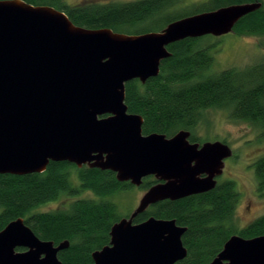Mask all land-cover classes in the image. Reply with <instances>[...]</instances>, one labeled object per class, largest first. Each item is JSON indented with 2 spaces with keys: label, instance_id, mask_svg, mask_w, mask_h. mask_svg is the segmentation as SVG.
<instances>
[{
  "label": "water",
  "instance_id": "1",
  "mask_svg": "<svg viewBox=\"0 0 264 264\" xmlns=\"http://www.w3.org/2000/svg\"><path fill=\"white\" fill-rule=\"evenodd\" d=\"M261 7L225 6L127 35L77 26L52 6L0 0V174H41L51 162H68L136 187L154 177L133 213L112 226L109 245L93 252V264L183 261L186 227L135 219L160 202L214 190L234 152L222 141L191 142L185 129L144 135V118L128 111L126 84L158 77L171 44L230 34ZM69 247L42 240L18 218L0 232V264H62L59 254ZM209 264H264V235H232Z\"/></svg>",
  "mask_w": 264,
  "mask_h": 264
},
{
  "label": "trees",
  "instance_id": "2",
  "mask_svg": "<svg viewBox=\"0 0 264 264\" xmlns=\"http://www.w3.org/2000/svg\"><path fill=\"white\" fill-rule=\"evenodd\" d=\"M35 6H52L67 14L77 26L108 28L127 35L161 31L180 18L213 11L225 6L261 2L262 7L242 18L235 26L239 35H264V0H208L179 11L182 0L83 1L23 0ZM202 38H187L171 44L172 56L161 64L158 77L145 84H126L129 113L144 118L143 134L173 136L179 130H196L205 110H228L230 117L259 126L264 139V64L244 70L227 69L210 75L214 56L202 48ZM199 141L192 133L191 142ZM257 191L264 197V156L254 164ZM75 173L78 184L73 182ZM158 181L145 179L148 190ZM116 174L68 162H51L44 173L17 176L0 174V232L13 220L23 218L42 240L56 245L68 240L70 247L60 252L62 264H93V252L110 243V231L118 222L117 206L107 197L130 190ZM91 192L95 198H78ZM66 197L67 205L44 209ZM240 192L234 181H225L214 190L177 201L151 206L135 219L141 223L154 216L176 220L186 227L183 243L188 256L177 264H209L232 235L255 238L264 235V215L247 226L235 227ZM23 251V249H20Z\"/></svg>",
  "mask_w": 264,
  "mask_h": 264
},
{
  "label": "rangeland",
  "instance_id": "3",
  "mask_svg": "<svg viewBox=\"0 0 264 264\" xmlns=\"http://www.w3.org/2000/svg\"><path fill=\"white\" fill-rule=\"evenodd\" d=\"M77 5L87 0H67ZM97 2L132 1V0H88ZM208 0H182L179 11L189 10ZM200 47L210 48L214 62L210 75H217L224 70L235 68L244 70L247 67L264 64V35H239L234 31L230 34L215 37L205 36ZM203 120L194 132L195 137L202 144L204 142L222 141L228 144L234 155L226 160L225 181H234L240 192V201L235 214V227L241 229L264 215V197L257 191V179L253 164L264 156V139L259 126L249 122L238 121L230 117L228 110L209 109L203 112ZM73 182L78 184L75 173ZM133 186V185H132ZM146 190L133 186L130 190L107 197V200L117 206L121 218L129 217L138 207ZM78 198L91 199L95 196L91 192H84ZM71 202L66 197L46 206L44 209H56Z\"/></svg>",
  "mask_w": 264,
  "mask_h": 264
},
{
  "label": "flooded vegetation",
  "instance_id": "4",
  "mask_svg": "<svg viewBox=\"0 0 264 264\" xmlns=\"http://www.w3.org/2000/svg\"><path fill=\"white\" fill-rule=\"evenodd\" d=\"M191 136H192V133H191ZM190 141H191V137H190ZM195 143V142H194ZM198 143V142H197ZM203 144V143H202ZM225 171H226V165H225V168H224V172H223V174L221 175V176H219V177H217V182H218V184H217V186L218 185H220L222 182H225V176H224V173H225ZM18 251H22V250H20V249H17Z\"/></svg>",
  "mask_w": 264,
  "mask_h": 264
}]
</instances>
